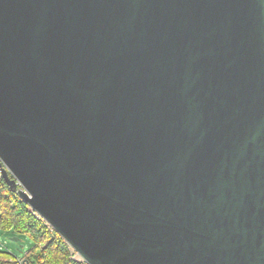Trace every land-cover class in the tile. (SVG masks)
<instances>
[{"label": "water", "instance_id": "obj_1", "mask_svg": "<svg viewBox=\"0 0 264 264\" xmlns=\"http://www.w3.org/2000/svg\"><path fill=\"white\" fill-rule=\"evenodd\" d=\"M0 175L86 264H264V0H0Z\"/></svg>", "mask_w": 264, "mask_h": 264}, {"label": "trees", "instance_id": "obj_2", "mask_svg": "<svg viewBox=\"0 0 264 264\" xmlns=\"http://www.w3.org/2000/svg\"><path fill=\"white\" fill-rule=\"evenodd\" d=\"M0 235L23 236L31 247L23 254L28 264H86L69 245L0 179ZM0 264H19L8 247L0 245Z\"/></svg>", "mask_w": 264, "mask_h": 264}, {"label": "rangeland", "instance_id": "obj_3", "mask_svg": "<svg viewBox=\"0 0 264 264\" xmlns=\"http://www.w3.org/2000/svg\"><path fill=\"white\" fill-rule=\"evenodd\" d=\"M15 237L17 236L0 235V245L8 247L9 251H11L15 257L20 258L27 249L31 247L32 242L27 236H23L20 242L12 240ZM74 257L81 259L78 254L74 255Z\"/></svg>", "mask_w": 264, "mask_h": 264}, {"label": "built area", "instance_id": "obj_4", "mask_svg": "<svg viewBox=\"0 0 264 264\" xmlns=\"http://www.w3.org/2000/svg\"><path fill=\"white\" fill-rule=\"evenodd\" d=\"M0 179H1V175H0ZM18 187H21L19 184H18ZM36 214V213H35ZM37 215V214H36ZM38 216V215H37ZM77 253H74V255H76ZM76 258V257H75ZM16 261L19 263V264H26V260L24 259V256L18 258L16 257Z\"/></svg>", "mask_w": 264, "mask_h": 264}]
</instances>
